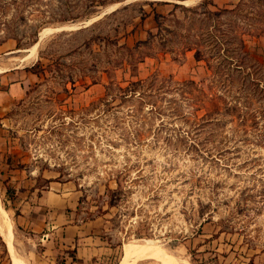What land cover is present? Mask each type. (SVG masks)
Wrapping results in <instances>:
<instances>
[{
  "label": "rangeland",
  "instance_id": "1",
  "mask_svg": "<svg viewBox=\"0 0 264 264\" xmlns=\"http://www.w3.org/2000/svg\"><path fill=\"white\" fill-rule=\"evenodd\" d=\"M163 1L0 0V68L33 74L0 109V200L21 264H39L43 247L18 220L49 210L98 219L114 264L125 245L190 264H264V102L249 114L235 90L216 87L185 48L187 31L205 32L202 16H168ZM154 11L167 17L160 27ZM246 46L264 65V34ZM154 76L168 86L148 89ZM46 191L61 199L54 210ZM12 263L0 234V264Z\"/></svg>",
  "mask_w": 264,
  "mask_h": 264
},
{
  "label": "trees",
  "instance_id": "2",
  "mask_svg": "<svg viewBox=\"0 0 264 264\" xmlns=\"http://www.w3.org/2000/svg\"><path fill=\"white\" fill-rule=\"evenodd\" d=\"M161 4L173 5L174 9L168 16L175 15L177 10L190 12L197 17L202 16L201 22L207 25L205 32L197 35L187 31L185 37L188 41L185 48L195 51L198 61H205L216 87L235 90L240 99H245L244 106L251 109L249 114L256 113L253 110L258 108H255L258 100L264 102V65L247 49L246 40L248 37H260L264 34V0H256V8L246 7V1L241 0L232 9H220L212 0H204L198 8L171 3L170 0H164L159 3ZM210 6L215 10H211ZM154 12V19L160 27L167 17ZM17 41L20 47V41ZM121 48L132 51L128 46L123 45ZM168 83L169 80L154 76L145 84L148 89L162 90ZM183 85L190 94L198 90L194 81Z\"/></svg>",
  "mask_w": 264,
  "mask_h": 264
},
{
  "label": "crops",
  "instance_id": "3",
  "mask_svg": "<svg viewBox=\"0 0 264 264\" xmlns=\"http://www.w3.org/2000/svg\"><path fill=\"white\" fill-rule=\"evenodd\" d=\"M190 1L192 0L182 3L186 5ZM214 3L217 7L229 8L228 3L222 4L219 0H214ZM28 55L29 53L26 56ZM24 58L20 60L23 65L27 62ZM0 73H3L0 74V109L3 110L12 101L24 96V87L32 80L33 74L18 67L0 68ZM60 200L59 195L46 191L44 203L48 209H56ZM76 215L74 212L49 210L18 220L20 227L31 229L38 238L39 245L43 247L39 264H114L116 250L105 237V230L98 223V219L79 221L75 220Z\"/></svg>",
  "mask_w": 264,
  "mask_h": 264
},
{
  "label": "bare ground",
  "instance_id": "4",
  "mask_svg": "<svg viewBox=\"0 0 264 264\" xmlns=\"http://www.w3.org/2000/svg\"><path fill=\"white\" fill-rule=\"evenodd\" d=\"M193 1L194 0L187 2L186 5L191 4ZM50 31H51L50 29H45V31L41 33L40 42L45 38V36ZM40 42L31 48V51H34V55L32 56V58L36 57V53H37L36 49L38 48ZM13 228L14 227L11 221V217L9 213L6 211V209L3 207L2 202L0 200V234L2 238L4 239V241L6 242L9 252L11 256L13 257V264H21L17 256L15 246H14L15 235H14ZM168 256L164 254V252H162L161 249H156L155 247L141 246V245H125L124 259H123L124 261L122 264H128L132 259H135V258L145 259V260H159V261L161 260L162 262H165L166 264H190L186 260H183V259L178 260L179 258L175 259V258L168 257Z\"/></svg>",
  "mask_w": 264,
  "mask_h": 264
},
{
  "label": "water",
  "instance_id": "5",
  "mask_svg": "<svg viewBox=\"0 0 264 264\" xmlns=\"http://www.w3.org/2000/svg\"><path fill=\"white\" fill-rule=\"evenodd\" d=\"M178 4H182L183 5L184 3H178Z\"/></svg>",
  "mask_w": 264,
  "mask_h": 264
}]
</instances>
